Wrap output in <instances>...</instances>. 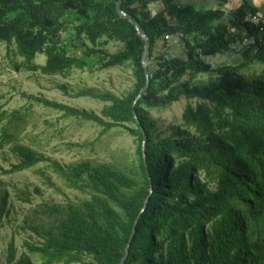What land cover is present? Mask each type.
<instances>
[{"label": "trees", "instance_id": "1", "mask_svg": "<svg viewBox=\"0 0 264 264\" xmlns=\"http://www.w3.org/2000/svg\"><path fill=\"white\" fill-rule=\"evenodd\" d=\"M115 2L0 0V43L7 55L21 58L16 70L69 76L73 69L94 72L130 65L134 77L133 89L122 96L80 94L107 104L99 116L22 95L97 124L100 135L124 130L134 138L137 154V165L129 171L107 163H81L65 172L54 162L68 185L89 198L80 205L69 202L63 219L27 224L40 239L24 247L42 264H119L135 229L124 264H264V78L241 74L254 62L264 64V26L244 21L260 13L244 2L226 22L221 10L182 7L175 0H122V9L141 24L150 42V85L133 107L145 84L144 43L116 14ZM154 4H160L156 13L150 8ZM166 35H181L186 54L155 55ZM111 42L122 48L115 53L102 49ZM235 45L240 47L238 64L206 62L205 57L224 54ZM38 56H44L43 65L35 62ZM203 74H215L218 80L192 84ZM182 97L186 105L180 122L158 131L149 110L170 107ZM133 111L147 136L145 162ZM23 125L18 111L0 113V148L11 145L15 158L5 173L49 161L18 144L17 131ZM8 200L7 193H0V228ZM6 264L31 263L24 256L16 259L11 243Z\"/></svg>", "mask_w": 264, "mask_h": 264}, {"label": "rangeland", "instance_id": "2", "mask_svg": "<svg viewBox=\"0 0 264 264\" xmlns=\"http://www.w3.org/2000/svg\"><path fill=\"white\" fill-rule=\"evenodd\" d=\"M121 48L120 44L113 42L102 46L108 53H115ZM73 53L82 55L80 50H73ZM44 60V56H38L35 62L43 65ZM20 62V57L12 53L7 55L5 45L0 43V113L18 111L23 115L24 125L17 131L18 144L29 146L49 161L8 174L5 172L15 163V158L10 152L11 145L0 148V193L9 195L8 214L0 228V264H6L7 249L11 243L16 259L24 256L31 264H42L39 256L24 247L25 242L36 243L40 239L27 229V224L47 225L63 219L69 202L80 205L89 198L87 192L70 187L52 164L57 163L65 172L81 163H107L119 170L129 171L137 165L136 143L120 128L100 135L102 128L97 124L65 116L59 110L45 107L22 95L43 97L56 104L99 116L107 104L80 94L110 92L122 96L133 89L134 77L130 65L94 72L73 69L69 76H63L29 72L23 68L16 70L14 66ZM206 62L213 66L221 64L211 60ZM222 64L225 62L222 61ZM241 74L250 79L264 78V64L254 62L241 70ZM217 80L215 74H203L192 84ZM185 105L186 100L182 97L170 107L149 110L148 117L156 123L158 131H162L172 122H180ZM55 264L81 263L61 261Z\"/></svg>", "mask_w": 264, "mask_h": 264}, {"label": "crops", "instance_id": "3", "mask_svg": "<svg viewBox=\"0 0 264 264\" xmlns=\"http://www.w3.org/2000/svg\"><path fill=\"white\" fill-rule=\"evenodd\" d=\"M247 2L250 6L257 9L260 14H264V0H175V3L179 6H192L196 10H221L224 13V20L228 22L231 17V13L237 9L241 4ZM151 11L156 13L160 10V4L151 5ZM245 42L247 40H244ZM239 46L235 45L230 48V51L216 55L214 57H205L207 61H218L222 64L225 63L238 64L241 61V55L239 54ZM186 48L177 37H172L168 41H160L158 46L154 50L155 55H165L167 58L171 56H181L186 54ZM212 58V59H211ZM236 62V63H235Z\"/></svg>", "mask_w": 264, "mask_h": 264}, {"label": "water", "instance_id": "4", "mask_svg": "<svg viewBox=\"0 0 264 264\" xmlns=\"http://www.w3.org/2000/svg\"><path fill=\"white\" fill-rule=\"evenodd\" d=\"M115 12L120 18L126 19L134 27L137 36L144 43L143 52H142V56H141V65H142V68H143V71H144V75H145V84L141 88V90L139 91V93L137 94V96L134 99L133 107H135L137 101L145 94L146 90L148 89V87L150 85V74H149V70H148V58H149V48H150L149 37L146 34L145 30L142 28L141 24L133 16H131L129 13L125 12L122 9V0H116V2H115ZM133 117L135 119V122L140 126V122H139V120H138V118H137V116H136L134 111H133ZM140 129H141V132H142L141 152H142L143 160L145 162V158H146L145 149H146L147 136L145 134L144 129L141 126H140ZM152 189H153V186H152V184H150L149 185L150 194L152 193ZM150 194L146 198L144 206L142 207V210L140 211V213H139V215L137 217V220H138L140 214L145 210V208L147 206V203L149 201ZM134 233H135V229H133V231H132V233H131V235L129 237V240H128L126 248H125L124 255H123L121 261L119 262V264H124L126 259H127L128 252H129V246H130V243H131V241L133 239Z\"/></svg>", "mask_w": 264, "mask_h": 264}, {"label": "built area", "instance_id": "5", "mask_svg": "<svg viewBox=\"0 0 264 264\" xmlns=\"http://www.w3.org/2000/svg\"><path fill=\"white\" fill-rule=\"evenodd\" d=\"M244 21L253 25H261L264 26V14H255V15H248L244 18ZM264 32V29H261ZM171 35H166L164 37L165 41H168L172 38ZM181 35H178L177 38L180 39Z\"/></svg>", "mask_w": 264, "mask_h": 264}]
</instances>
